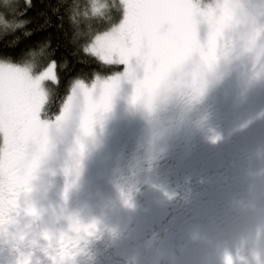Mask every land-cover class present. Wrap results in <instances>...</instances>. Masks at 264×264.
<instances>
[{"label":"flooded vegetation","instance_id":"flooded-vegetation-1","mask_svg":"<svg viewBox=\"0 0 264 264\" xmlns=\"http://www.w3.org/2000/svg\"><path fill=\"white\" fill-rule=\"evenodd\" d=\"M216 70L221 86L176 77L150 109L115 97L126 105L83 151L56 147L35 180L30 163L0 173V232L7 223L21 239L39 234L50 264H232L264 253V57ZM26 190L36 219L20 211Z\"/></svg>","mask_w":264,"mask_h":264},{"label":"snow or ice","instance_id":"snow-or-ice-1","mask_svg":"<svg viewBox=\"0 0 264 264\" xmlns=\"http://www.w3.org/2000/svg\"><path fill=\"white\" fill-rule=\"evenodd\" d=\"M26 3L31 7V0ZM109 7L110 13L120 12L121 19L105 26L111 15L97 19L100 7L95 0L91 4L72 0L68 6L70 21L85 26L80 33L85 36L83 51L104 65L125 66L123 74L107 80L93 77L92 92L81 79L69 86L55 119L58 125L75 124L79 133L75 143L81 152L84 142L93 139L96 128L102 126L122 86H131V103L136 106L161 84L187 74V67L202 54L199 26L205 17L210 18L199 0H112ZM92 21H99L100 26L94 28ZM0 23H5L3 15ZM24 23L18 21L11 27ZM213 46L210 41L209 55L202 57L205 62L211 58ZM44 55L39 48L29 53L31 63L0 60V173H12L29 163L35 167L53 147V125L51 120L41 119V110L49 100L44 82L59 84L57 65L49 61L38 74H33L31 66ZM143 107L150 109L148 104Z\"/></svg>","mask_w":264,"mask_h":264},{"label":"clouds","instance_id":"clouds-1","mask_svg":"<svg viewBox=\"0 0 264 264\" xmlns=\"http://www.w3.org/2000/svg\"><path fill=\"white\" fill-rule=\"evenodd\" d=\"M111 2L112 0H95L100 7L97 19L110 13ZM89 3L91 4L92 0H89ZM202 3L206 12L215 20V24L209 25L208 30V39L214 42V46L211 58L207 62L202 57L209 55V49L203 48L202 54L198 55L186 69L185 76L190 78V87L193 89L200 79L211 75L219 65L243 61L252 54L264 55V0H203ZM6 24V21L0 23L3 26ZM7 26L11 27L9 24ZM31 66L34 69L35 64ZM173 87L172 80L161 84L140 98L136 106L142 108L145 104L152 106L165 102ZM132 94L131 90L130 103ZM51 122L53 127L50 135L53 147L40 159L33 170L32 180L43 171L45 163L56 147L72 144L79 136L75 124L58 125L55 118ZM22 197L23 207L20 211L29 219H36L39 209L32 200L31 191H23ZM51 251L39 234L34 233L21 239L19 233L7 231V223L4 231L0 232V264H50ZM232 264H264V253L252 248L246 255H232Z\"/></svg>","mask_w":264,"mask_h":264},{"label":"trees","instance_id":"trees-1","mask_svg":"<svg viewBox=\"0 0 264 264\" xmlns=\"http://www.w3.org/2000/svg\"><path fill=\"white\" fill-rule=\"evenodd\" d=\"M71 3L72 0H31L29 7L26 0H8L7 4L0 0V15L9 25L25 21L21 27L0 25V60L23 64L31 59L30 52L43 48L44 58L37 60L33 74L42 71L49 61L56 62L59 84L44 82L49 100L41 110V116L46 118L60 111L74 80L90 83L97 75L103 78L122 68L119 64L104 65L83 51L85 36L80 33L85 26L70 21L68 6ZM110 15L111 20L105 21V26L121 19L118 11L113 10ZM92 25L98 27L100 22L92 21Z\"/></svg>","mask_w":264,"mask_h":264},{"label":"rangeland","instance_id":"rangeland-1","mask_svg":"<svg viewBox=\"0 0 264 264\" xmlns=\"http://www.w3.org/2000/svg\"><path fill=\"white\" fill-rule=\"evenodd\" d=\"M202 2H203V0H199L201 10L204 11V12H206V10H205V6H204V4H203ZM212 24H215V20H213L212 17H210V18H209V17H205V18L202 20L201 24H200V29H202V30L204 31V32H201V33H206V34H208L209 25H212ZM263 57H264V55H263ZM119 65H120V64H119ZM124 70H125V66L122 65V68H121L119 71H117V72H115V73H113V74H111V75H109V76H106V77L101 78V81L107 80V79H109V78H111V77H113V76H116V75H121V74H123ZM37 74H38V73H37ZM219 74H220V71L215 70V71L210 75V76L214 77V80L216 81L214 87H218L219 84H220V86L222 85V79L218 77ZM217 82H218V83H217ZM92 83H93V81H91L90 83H85L86 85H88V90H89L90 92L93 91V89H92ZM129 94H131V86H129V85H124V86H122L120 92L117 94L116 97H124V96H128ZM127 99H128V97H127L125 100H121V99H116V98H114L111 110H112V109H116V108H118V107H122V106L124 107V106L126 105V101H127ZM81 102H83V101L81 100ZM62 106H63V104L61 105V107H62ZM61 107H60V109H61ZM260 216H262V220H264V207L261 208ZM263 223H264V222H263ZM253 230H254V229H252L251 232H252ZM263 230H264V227H263ZM263 230H262L261 227H260L259 229L257 228V229L255 230V234H257V235H261L262 237H264V236H263V232H264Z\"/></svg>","mask_w":264,"mask_h":264}]
</instances>
